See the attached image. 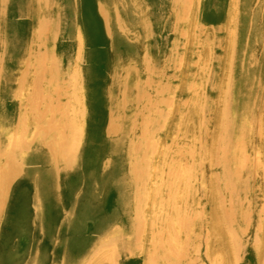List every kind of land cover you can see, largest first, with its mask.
Masks as SVG:
<instances>
[{"label": "bare ground", "instance_id": "6f19581e", "mask_svg": "<svg viewBox=\"0 0 264 264\" xmlns=\"http://www.w3.org/2000/svg\"><path fill=\"white\" fill-rule=\"evenodd\" d=\"M0 264H264V0H0Z\"/></svg>", "mask_w": 264, "mask_h": 264}]
</instances>
